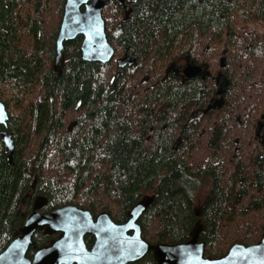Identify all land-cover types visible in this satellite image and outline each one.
<instances>
[{
	"label": "trees",
	"instance_id": "16d2710c",
	"mask_svg": "<svg viewBox=\"0 0 264 264\" xmlns=\"http://www.w3.org/2000/svg\"><path fill=\"white\" fill-rule=\"evenodd\" d=\"M104 3L113 57L83 60L78 35L63 42L54 69L64 0H0L8 114L0 128L13 141L9 162L0 136V252L33 206L73 205L122 223L142 199L137 222L149 244L185 241L196 228L204 256L216 259L234 243H256L264 235V0ZM124 55L135 62L118 67ZM186 59L209 75L174 79L171 65ZM218 73L228 82L220 103ZM57 236L37 229L27 256ZM84 241L90 247L93 237ZM127 264L157 263L148 251Z\"/></svg>",
	"mask_w": 264,
	"mask_h": 264
},
{
	"label": "water",
	"instance_id": "95a60500",
	"mask_svg": "<svg viewBox=\"0 0 264 264\" xmlns=\"http://www.w3.org/2000/svg\"><path fill=\"white\" fill-rule=\"evenodd\" d=\"M104 4V0H64L55 40L54 69L63 64V42L78 35L82 36L79 49L83 60L107 63L113 57L114 49L106 38L102 17ZM115 61L118 67L135 62L128 55L118 57ZM219 61L220 66H224L223 56ZM201 70L200 65L188 62L183 73L186 78H192ZM204 73L209 74L208 71ZM224 84L225 81L220 83L222 89ZM7 119L6 108L0 101V125L5 126ZM261 125L258 122L256 132ZM0 136L11 162V134L0 128ZM146 207V200L138 201L128 210L126 221L116 223L106 212L93 216L87 209L73 205L50 212H40L33 206L19 234L0 252V264H127L148 251L152 252L157 264H264V235L256 243H234L226 254L216 259L204 256V243L199 240L196 228L185 241L149 244L142 238L137 222ZM37 229H43L48 234L58 233V236L36 249L29 257L27 251L34 245L32 237ZM86 235L93 236L90 247L85 244Z\"/></svg>",
	"mask_w": 264,
	"mask_h": 264
},
{
	"label": "flooded vegetation",
	"instance_id": "af4514ba",
	"mask_svg": "<svg viewBox=\"0 0 264 264\" xmlns=\"http://www.w3.org/2000/svg\"><path fill=\"white\" fill-rule=\"evenodd\" d=\"M188 62H189V60L186 59V60H183V61H178V63L171 65L172 66L171 72H172V76H173L174 79L178 80L179 82H184L186 80L191 79V78H186L184 76V73H183L184 67H185V65ZM190 63H192V62L190 61ZM192 64H194V63H192ZM196 65H199V64H196ZM200 66L202 67V70L199 71V73L196 76L192 77V78H196V77L197 78L198 77L199 78H203V77L207 76V74L204 73V71H205L204 65H200ZM216 76H217V82H218V84H220V83H222V82L225 81L223 75H221L220 73H218ZM222 80H224V81H222ZM222 94L223 93H219L218 95H216V98H215V101L216 102H221V100H222V98H221ZM263 112H264V110H263ZM261 120H262V122H264V118H261Z\"/></svg>",
	"mask_w": 264,
	"mask_h": 264
},
{
	"label": "rangeland",
	"instance_id": "374dc122",
	"mask_svg": "<svg viewBox=\"0 0 264 264\" xmlns=\"http://www.w3.org/2000/svg\"><path fill=\"white\" fill-rule=\"evenodd\" d=\"M206 189H207V183L205 181H202V185L200 186V188L196 192V199L197 200H201L203 198L204 194L206 193ZM34 207H36V206H34Z\"/></svg>",
	"mask_w": 264,
	"mask_h": 264
},
{
	"label": "bare ground",
	"instance_id": "6f19581e",
	"mask_svg": "<svg viewBox=\"0 0 264 264\" xmlns=\"http://www.w3.org/2000/svg\"><path fill=\"white\" fill-rule=\"evenodd\" d=\"M222 67H223V66H222ZM220 74H221V75H223L222 73H220ZM223 77H224V79H225V83H226V84H224V85H223V89L221 88V85H220V84H218L217 94H219V93H218V91H219V90H221V92H220V93H224V91H225V88H226V86L228 85V82H227L226 76H225V75H223ZM221 102H222V101H221ZM215 103H216V102H214V103H213L211 106H214V105H215ZM219 103H220V102H219ZM209 106H210V105H209ZM262 118H264V117H262Z\"/></svg>",
	"mask_w": 264,
	"mask_h": 264
}]
</instances>
